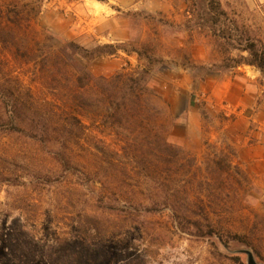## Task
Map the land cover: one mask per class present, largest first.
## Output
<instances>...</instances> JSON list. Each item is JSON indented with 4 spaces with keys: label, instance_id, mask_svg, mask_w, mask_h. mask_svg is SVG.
Masks as SVG:
<instances>
[{
    "label": "rangeland",
    "instance_id": "obj_1",
    "mask_svg": "<svg viewBox=\"0 0 264 264\" xmlns=\"http://www.w3.org/2000/svg\"><path fill=\"white\" fill-rule=\"evenodd\" d=\"M187 6L0 0V264H264V74Z\"/></svg>",
    "mask_w": 264,
    "mask_h": 264
},
{
    "label": "trees",
    "instance_id": "obj_2",
    "mask_svg": "<svg viewBox=\"0 0 264 264\" xmlns=\"http://www.w3.org/2000/svg\"><path fill=\"white\" fill-rule=\"evenodd\" d=\"M188 6L187 11L193 15L197 21L198 25L206 28L210 33L211 37L214 39L216 44L230 47L231 49L238 50L247 53V58H242L239 64H246L254 66L264 74V47L259 42L251 38L250 36H245L239 33L237 26L230 24L228 22L227 13L221 8L219 0H184ZM67 49L79 54L83 52L84 57H88L86 50L80 46L74 44L73 42L66 43ZM110 47V46H109ZM85 53V54H84ZM114 53V52H112ZM78 82H81V78L78 77ZM0 99L3 102L6 110L13 115V105L6 101L5 94L0 91ZM15 117V116H14ZM0 130L10 131L14 133L23 132L17 124L16 118H9L7 122H0ZM166 149H170L171 146L166 142L162 141ZM59 156V155H58ZM60 163L66 167L70 168L69 163L64 159L59 160ZM114 209V208H113ZM118 211V210H117ZM87 224L89 228L83 229L84 233H88L89 230H98V224H101V219L97 216H88Z\"/></svg>",
    "mask_w": 264,
    "mask_h": 264
},
{
    "label": "water",
    "instance_id": "obj_3",
    "mask_svg": "<svg viewBox=\"0 0 264 264\" xmlns=\"http://www.w3.org/2000/svg\"><path fill=\"white\" fill-rule=\"evenodd\" d=\"M248 264H256L251 256L248 259Z\"/></svg>",
    "mask_w": 264,
    "mask_h": 264
}]
</instances>
